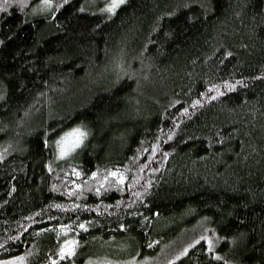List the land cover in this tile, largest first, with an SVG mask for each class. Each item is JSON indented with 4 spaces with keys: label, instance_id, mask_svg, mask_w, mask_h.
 <instances>
[{
    "label": "trees",
    "instance_id": "16d2710c",
    "mask_svg": "<svg viewBox=\"0 0 264 264\" xmlns=\"http://www.w3.org/2000/svg\"><path fill=\"white\" fill-rule=\"evenodd\" d=\"M43 1L0 0V264H264V0Z\"/></svg>",
    "mask_w": 264,
    "mask_h": 264
},
{
    "label": "rangeland",
    "instance_id": "374dc122",
    "mask_svg": "<svg viewBox=\"0 0 264 264\" xmlns=\"http://www.w3.org/2000/svg\"><path fill=\"white\" fill-rule=\"evenodd\" d=\"M102 2V7L103 9L107 10L110 8L111 4H112V0H98V3L95 4L98 5L99 2ZM50 2L47 1V3L45 1L38 3L37 5H34L32 8V15H37V14H45L47 13V9L50 7ZM112 12V11H110ZM75 129L69 130L66 133H64L57 142V154L59 156H64L67 154V152L72 148V139L68 138V134L73 132ZM18 261H13V262H8V264H18ZM7 264V263H6ZM107 264V263H106ZM109 264H119L117 262H113V263H109Z\"/></svg>",
    "mask_w": 264,
    "mask_h": 264
},
{
    "label": "snow or ice",
    "instance_id": "6c2138e0",
    "mask_svg": "<svg viewBox=\"0 0 264 264\" xmlns=\"http://www.w3.org/2000/svg\"><path fill=\"white\" fill-rule=\"evenodd\" d=\"M47 3V0H45ZM125 0H112V4L108 11H114L118 8L121 4H123ZM86 135L85 133L81 132L79 129L74 130L73 132L68 134V138L72 139V147L77 146L81 142V138ZM83 227V225L81 226ZM69 254H71V250L69 249Z\"/></svg>",
    "mask_w": 264,
    "mask_h": 264
}]
</instances>
